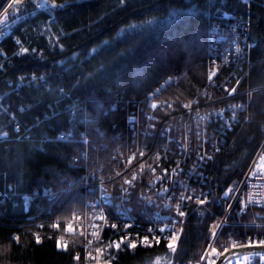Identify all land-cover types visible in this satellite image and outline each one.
<instances>
[{"label": "trees", "instance_id": "16d2710c", "mask_svg": "<svg viewBox=\"0 0 264 264\" xmlns=\"http://www.w3.org/2000/svg\"><path fill=\"white\" fill-rule=\"evenodd\" d=\"M49 1L56 43L39 39L37 56L13 55L0 68V264H87L73 256L80 251L76 239L56 249L55 228L26 223L47 209L61 221L83 192L60 191L68 180L76 181L72 157L79 144L54 138L69 131L74 138L116 144V135L125 132L127 110L167 75H175L161 91L167 105L191 97L205 79L207 27L232 12L246 24L253 43L252 66L240 85L254 88L239 121L206 165L207 209L195 210L177 225L174 251L163 243L126 248L104 264L197 261L208 221L224 208L264 136V0ZM7 7L20 13L32 4L12 0ZM36 17L45 14L24 19ZM11 47L10 38H4L3 53ZM32 72L42 77L31 79ZM71 99L77 103L70 112L64 104ZM20 133L27 137H17ZM63 194L69 196L57 209Z\"/></svg>", "mask_w": 264, "mask_h": 264}, {"label": "built area", "instance_id": "2783aa9c", "mask_svg": "<svg viewBox=\"0 0 264 264\" xmlns=\"http://www.w3.org/2000/svg\"><path fill=\"white\" fill-rule=\"evenodd\" d=\"M10 1L5 0L0 14ZM29 1V10L0 19V68L9 65L13 55L37 56L39 39L49 46L56 43L48 0ZM38 11L45 17L24 19ZM19 19L24 22L16 27ZM6 37L12 47L3 53ZM251 46L246 24L232 12H223L207 27L205 79L191 97L167 105L161 91L175 80V75H167L127 110L125 132L116 135V144H96L74 138L69 131L60 132L54 139L79 144L72 157L76 181L68 180L60 191L83 192L61 221L51 218L47 209L46 214L30 217L26 223L37 228L47 223L55 228L56 249L76 239L80 251L73 256L87 264L107 263L133 243L136 247L163 243L169 248L171 238L177 236V225L195 210L207 209L206 165L239 121L254 88L240 85L252 66L248 57ZM41 77V73L30 74L31 79ZM75 103L71 99L64 107L71 112ZM21 136L27 137L22 133L17 137ZM68 196H61L57 209ZM205 238L199 259L183 264H213L229 247L264 244V136L224 208L208 221ZM262 257L264 250L248 251L221 264H264Z\"/></svg>", "mask_w": 264, "mask_h": 264}, {"label": "water", "instance_id": "95a60500", "mask_svg": "<svg viewBox=\"0 0 264 264\" xmlns=\"http://www.w3.org/2000/svg\"><path fill=\"white\" fill-rule=\"evenodd\" d=\"M50 5H53V2H49ZM258 250H264V244L259 245H236L229 247L228 249L220 252L213 264H221L224 260L227 258L239 254L244 253L248 251H258Z\"/></svg>", "mask_w": 264, "mask_h": 264}, {"label": "snow or ice", "instance_id": "6c2138e0", "mask_svg": "<svg viewBox=\"0 0 264 264\" xmlns=\"http://www.w3.org/2000/svg\"><path fill=\"white\" fill-rule=\"evenodd\" d=\"M14 3H20V0H14ZM12 5H9V7H11ZM24 51H27L26 49L24 50ZM141 155H142V153H141ZM133 179H135V177H133ZM127 183H131V181H126ZM200 203H204V201H200ZM181 215H183V213H180ZM175 240H176V237L175 236H173L172 238H171V241L172 242H170L169 244H168V247H169V249H171V250H175ZM145 242H147V240H146V238H145ZM115 247L116 248H119L120 247V244L119 243H117V244H115ZM131 247L132 248H135L136 247V244H131ZM213 251H215V250H213ZM262 259H264V257H262Z\"/></svg>", "mask_w": 264, "mask_h": 264}, {"label": "rangeland", "instance_id": "374dc122", "mask_svg": "<svg viewBox=\"0 0 264 264\" xmlns=\"http://www.w3.org/2000/svg\"><path fill=\"white\" fill-rule=\"evenodd\" d=\"M9 7V6H8ZM7 5L4 7L2 13L0 14V19L1 20H6L9 19L10 16H13L18 11V8H8Z\"/></svg>", "mask_w": 264, "mask_h": 264}, {"label": "bare ground", "instance_id": "6f19581e", "mask_svg": "<svg viewBox=\"0 0 264 264\" xmlns=\"http://www.w3.org/2000/svg\"><path fill=\"white\" fill-rule=\"evenodd\" d=\"M245 109V108H244ZM244 111V110H243Z\"/></svg>", "mask_w": 264, "mask_h": 264}]
</instances>
